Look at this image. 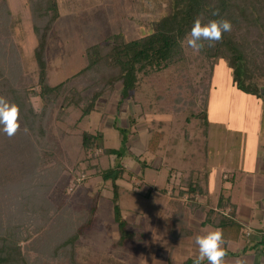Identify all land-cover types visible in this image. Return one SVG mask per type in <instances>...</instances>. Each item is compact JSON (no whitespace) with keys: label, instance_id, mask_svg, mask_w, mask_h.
<instances>
[{"label":"rangeland","instance_id":"obj_1","mask_svg":"<svg viewBox=\"0 0 264 264\" xmlns=\"http://www.w3.org/2000/svg\"><path fill=\"white\" fill-rule=\"evenodd\" d=\"M154 1L58 0L60 20L49 45V84L57 86L77 74L85 66V49L105 37L123 33L131 41L151 33L166 13ZM259 1L264 9V0ZM35 47L28 1L0 0V96L31 105L45 133L41 140L33 137L20 118L15 136L9 138L0 130V229L30 223L31 233L19 244L30 264H70L67 256L53 258L38 246L50 227L51 220H41L47 211L64 226L71 220L83 223L80 217L92 209L94 221L84 227L75 247L77 263L147 264V249L163 243L168 247L173 187L185 188L191 171L215 172L225 153L229 165L245 146V155L257 157L254 141H264V132L256 131L264 116V81L258 83V105L253 96L233 86L230 63L224 58L196 54L185 43L183 62L164 72L140 74L135 91L122 104L121 86L116 84L92 114L82 117L80 109L62 110V99L50 107L37 97ZM208 91L206 134L207 110L201 113V106ZM199 112L202 116L193 117ZM115 127L128 131L127 141ZM84 133H101L103 147L120 155L85 152ZM115 168L123 170L116 182L122 217L134 231L143 228L146 250L138 244L131 249L115 246L119 231L114 186L111 179L102 178L103 172ZM221 172L216 170L218 186ZM258 176L248 181V188L260 185L264 179ZM218 193L219 189L213 192L214 201ZM201 212L193 219L202 218ZM199 221L191 223L193 229Z\"/></svg>","mask_w":264,"mask_h":264},{"label":"trees","instance_id":"obj_2","mask_svg":"<svg viewBox=\"0 0 264 264\" xmlns=\"http://www.w3.org/2000/svg\"><path fill=\"white\" fill-rule=\"evenodd\" d=\"M27 1L36 39L34 59L38 68L37 85L40 89L37 97L47 106H55L58 100L62 99V110L74 107L81 110L82 117H87L95 111L97 102L108 91L113 90L116 84L121 86L119 104L126 102L135 91L140 74L164 72L184 61L185 37L197 16H200L204 23L210 19L220 18L231 22L232 30L224 33L222 40L214 47H207V42H204L205 48L200 55L228 60L233 86L244 94L261 97L258 83L264 81V9L259 0H155L156 7L166 13L155 23L151 33L131 41H128L123 33L105 37L103 41L85 49L83 54L85 66L77 74L54 87L49 84L48 76L49 45L50 40L57 34L56 26L60 20L59 3L58 0ZM216 10L219 11V16H212V12ZM6 12L10 13L7 10ZM209 93L208 91L201 106L203 109L201 113L207 110L203 122L206 134L210 126ZM14 103L20 108V119L26 125L28 133L33 137L39 136L40 140L43 139L44 128L36 121L39 115L34 108L31 105H19L17 101ZM201 113L193 117L199 118L202 116ZM115 129L121 134L122 141H127L128 131L118 127ZM82 138L85 152H100L106 156L120 155L103 147L104 137L101 133L95 135L84 133ZM31 154L33 153L31 152L29 157ZM24 156L27 157V154ZM122 172V169L115 168L102 173V178L105 181L111 179L114 186V220L119 231V240L115 246L131 249L138 244L145 247L146 234L143 228L140 232L134 231L135 228L130 227L121 214L116 182L122 178ZM42 178L44 180V177ZM208 178L207 170L204 173L191 171L185 188L176 191L173 187L171 194L176 193V197L170 200L173 211L167 230L172 244L192 237L190 215L202 207L203 199L210 202ZM165 192L167 194V191ZM30 205L35 206L34 203ZM51 213L47 211L41 219L42 223H48L50 220L51 223L38 246L43 245V250L46 251L43 254L49 256L50 252L53 258L60 254L67 256L70 264H78L75 247L84 227H89L93 223L94 209L82 214L80 218L83 223L71 220L64 226H60L61 218ZM28 225L18 224L12 228L0 229V264H30V259L19 245L24 240L23 237L26 238L25 236L31 233ZM201 226L221 228L224 240L227 241L238 240L242 232V227L237 222L236 207L223 195L219 196L215 209H210L206 213ZM168 264H172V260L169 259ZM184 264L194 263L187 261Z\"/></svg>","mask_w":264,"mask_h":264},{"label":"crops","instance_id":"obj_3","mask_svg":"<svg viewBox=\"0 0 264 264\" xmlns=\"http://www.w3.org/2000/svg\"><path fill=\"white\" fill-rule=\"evenodd\" d=\"M253 99L259 105L260 99L257 97H253ZM261 119L264 120V116ZM262 120V124L256 127L258 135L260 132H264V121ZM262 137L264 139V134H262ZM254 142V150L257 154L255 160H252V158L243 153L247 149L246 146L243 148V151H240L241 155L239 154V156L234 158L233 165H229L226 153L223 157H220L221 163L217 167V169L222 170L220 186L217 185L215 179L218 177L216 174L217 169L215 172L209 173L208 191L210 202H206L205 199L201 201L202 207L197 213L202 210V218L198 217L197 220H194L193 218L196 214L190 215L191 223L194 221L196 224V221L202 220L199 221L197 228L193 229L191 226L192 237L172 244L171 239L167 236L168 247H165L163 243L159 247L152 246L151 250L147 249L145 251L147 254V264H168L169 259L172 260V264H184L187 261L194 263L198 255V246L194 242L195 237L198 234H203L205 231L214 230V228L209 226H201V223L204 221L206 213L210 209H215L220 195L229 199V202L236 207L237 222L242 227L238 240H225L224 247L227 251L226 259L228 264H264V180H261L259 182L260 185L257 187H247L248 181L251 178L253 179L259 177L258 175H262V179H264V141ZM223 149L224 152L227 151V148L224 147ZM253 162H256V164L254 165ZM218 189L219 195L216 201H214L213 192H217ZM158 251L161 254H157ZM203 264H207V260Z\"/></svg>","mask_w":264,"mask_h":264},{"label":"clouds","instance_id":"obj_4","mask_svg":"<svg viewBox=\"0 0 264 264\" xmlns=\"http://www.w3.org/2000/svg\"><path fill=\"white\" fill-rule=\"evenodd\" d=\"M212 16H219V11H213ZM231 30L232 24L227 19H210L204 23L202 18L197 16L190 32L185 37L187 47L198 54L205 48L204 42H207V47H214L222 40L224 33ZM181 43L183 45L184 41ZM19 118V106L6 97L0 96V126H2L0 130L9 138L15 136L20 130ZM194 242L198 246V255L194 264H203L205 260H207V264H228L227 251L224 247V233L221 228L217 227L196 235Z\"/></svg>","mask_w":264,"mask_h":264}]
</instances>
